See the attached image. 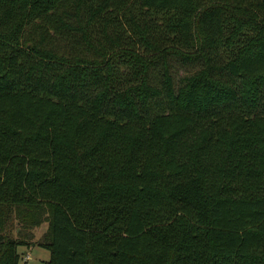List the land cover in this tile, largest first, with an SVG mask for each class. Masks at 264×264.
<instances>
[{"label": "trees", "instance_id": "16d2710c", "mask_svg": "<svg viewBox=\"0 0 264 264\" xmlns=\"http://www.w3.org/2000/svg\"><path fill=\"white\" fill-rule=\"evenodd\" d=\"M32 243L264 264V0H0V264Z\"/></svg>", "mask_w": 264, "mask_h": 264}, {"label": "rangeland", "instance_id": "374dc122", "mask_svg": "<svg viewBox=\"0 0 264 264\" xmlns=\"http://www.w3.org/2000/svg\"><path fill=\"white\" fill-rule=\"evenodd\" d=\"M47 222H42L38 226L33 227L30 230H24V231H32L33 232V238L35 241L39 239L41 234L46 229ZM17 229H13V235L16 234ZM34 244V243H32ZM18 251L21 253V258L19 260V264H45V260L49 258V251L38 245H19ZM28 255V257H26Z\"/></svg>", "mask_w": 264, "mask_h": 264}, {"label": "built area", "instance_id": "2783aa9c", "mask_svg": "<svg viewBox=\"0 0 264 264\" xmlns=\"http://www.w3.org/2000/svg\"><path fill=\"white\" fill-rule=\"evenodd\" d=\"M26 257H28V255H26Z\"/></svg>", "mask_w": 264, "mask_h": 264}, {"label": "crops", "instance_id": "0c3cea01", "mask_svg": "<svg viewBox=\"0 0 264 264\" xmlns=\"http://www.w3.org/2000/svg\"><path fill=\"white\" fill-rule=\"evenodd\" d=\"M33 245V244H32Z\"/></svg>", "mask_w": 264, "mask_h": 264}]
</instances>
